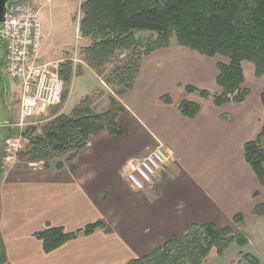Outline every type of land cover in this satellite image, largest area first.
<instances>
[{
	"label": "crops",
	"instance_id": "0c3cea01",
	"mask_svg": "<svg viewBox=\"0 0 264 264\" xmlns=\"http://www.w3.org/2000/svg\"><path fill=\"white\" fill-rule=\"evenodd\" d=\"M45 5L35 2L39 12ZM42 37L41 63L77 55L70 56V42L54 38L53 26L43 27ZM4 57L0 37V73ZM218 61L172 42L143 56L133 87L116 100L124 108L116 118L121 135H99L76 155L73 169L8 161L0 169V242L7 263L126 264L182 235L190 224L223 227L237 213L244 219L253 215L263 189L245 161L244 144L264 123V87L258 89L257 107L249 103V88L243 102L221 106L184 91L192 85L220 92ZM247 69L254 80L253 64ZM181 91L179 100L171 97ZM166 95L171 103L161 99ZM182 98L199 105L193 118L181 114ZM157 145L169 156L160 182L152 190H133L123 167ZM100 219L110 231L78 235L50 253L34 236L46 224L73 232Z\"/></svg>",
	"mask_w": 264,
	"mask_h": 264
},
{
	"label": "trees",
	"instance_id": "16d2710c",
	"mask_svg": "<svg viewBox=\"0 0 264 264\" xmlns=\"http://www.w3.org/2000/svg\"><path fill=\"white\" fill-rule=\"evenodd\" d=\"M79 10V33L89 41L81 49L82 59L88 66L102 68L118 56L121 61L112 65L107 80L118 85L121 96L133 87L143 56L169 47L173 38L177 45L201 56L226 59L216 64L220 92L192 85L184 87L185 92L197 93L216 106L241 103L249 95V89L243 86V62L253 64L256 78H264V0H82ZM138 30L155 34L142 48L135 37ZM58 67L68 88L76 65L71 59H64ZM65 97L64 89L61 101ZM161 99L171 103L167 95ZM260 102L264 112V91ZM178 108L188 118L199 111V105L188 99H182ZM123 110L116 100L99 112L91 111L84 103L73 106L68 113L57 114L45 122L38 133L36 127H27L22 133L26 144L15 156L44 167L52 162L57 168L66 165L73 169L76 155L99 135H121L116 118ZM6 125L11 127V123ZM62 156L65 159H60ZM244 158L264 191V123L257 136L244 144ZM252 214L264 217V198L255 204ZM243 223L244 216L237 213L232 224L223 227L213 223L190 224L182 235L171 236L149 254L126 264H201L212 248L222 255L232 241L245 245L246 236L241 229H234ZM97 229L110 231L100 219L73 232L46 224L34 236L41 241L43 251L50 253L78 235H88ZM256 263L257 259L249 254L238 262ZM0 264H8L3 251Z\"/></svg>",
	"mask_w": 264,
	"mask_h": 264
},
{
	"label": "rangeland",
	"instance_id": "374dc122",
	"mask_svg": "<svg viewBox=\"0 0 264 264\" xmlns=\"http://www.w3.org/2000/svg\"><path fill=\"white\" fill-rule=\"evenodd\" d=\"M45 2L44 9L38 13L41 30L45 26H53L54 38L65 39L70 42V56L75 51L78 61L75 64L76 68L68 88L65 86V99L60 104L46 107L40 114L23 119V121H21L19 114L20 87L6 71L2 70L0 73V169L11 160L20 164H27L15 156L16 151L23 149L26 144V139L22 133L27 127H36V133H38L45 122L57 114L68 113L73 106L84 103L91 111L99 112L109 107L111 101L121 97L120 93L117 92L118 85L107 80L112 65L121 61L118 56L112 62L105 63L102 68L88 66L82 59L83 42L80 40V33L78 32L79 6L82 0H45ZM38 8H41L40 3ZM135 37L139 47L142 48L155 37V34L150 31L138 30L135 31ZM172 41L174 42L175 39L173 38ZM216 59L226 62V59L220 56H217ZM41 60L39 61L43 62ZM245 63L246 87L250 89L249 103L251 106L257 107L259 105L257 92L258 89L264 87V79L254 77L253 80V76L247 69V66L252 65V63ZM182 95H184L183 91L174 93L171 97L177 101ZM20 121L22 122L21 125ZM9 123H11V127L6 125ZM60 159H65V156L60 157ZM262 197H264V191L260 192L258 199L260 200ZM234 229H241L247 238V243L240 246L232 241L222 255L217 254L215 248H212L201 264H238L245 254L255 257L257 259L256 264H264V217L257 218L251 215L244 219L240 228L234 226ZM1 251L4 253L0 242Z\"/></svg>",
	"mask_w": 264,
	"mask_h": 264
},
{
	"label": "built area",
	"instance_id": "2783aa9c",
	"mask_svg": "<svg viewBox=\"0 0 264 264\" xmlns=\"http://www.w3.org/2000/svg\"><path fill=\"white\" fill-rule=\"evenodd\" d=\"M36 1L11 0L0 25L5 48L3 69L20 87L21 121L58 105L65 89L58 64L39 62L43 37ZM77 61L72 59L74 64ZM168 162V154L157 145L130 160L123 171L133 190L148 191L160 182Z\"/></svg>",
	"mask_w": 264,
	"mask_h": 264
},
{
	"label": "water",
	"instance_id": "95a60500",
	"mask_svg": "<svg viewBox=\"0 0 264 264\" xmlns=\"http://www.w3.org/2000/svg\"><path fill=\"white\" fill-rule=\"evenodd\" d=\"M8 2L9 0H0V23L4 22Z\"/></svg>",
	"mask_w": 264,
	"mask_h": 264
}]
</instances>
